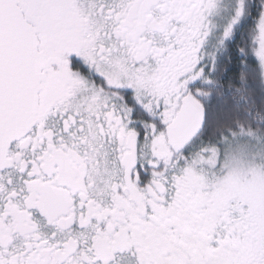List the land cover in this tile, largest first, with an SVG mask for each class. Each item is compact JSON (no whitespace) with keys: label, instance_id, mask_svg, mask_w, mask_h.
<instances>
[{"label":"snow or ice","instance_id":"obj_1","mask_svg":"<svg viewBox=\"0 0 264 264\" xmlns=\"http://www.w3.org/2000/svg\"><path fill=\"white\" fill-rule=\"evenodd\" d=\"M0 264H264V0H0Z\"/></svg>","mask_w":264,"mask_h":264}]
</instances>
